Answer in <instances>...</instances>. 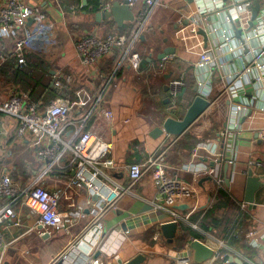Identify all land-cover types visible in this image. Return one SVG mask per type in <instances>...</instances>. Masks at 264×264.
<instances>
[{
    "label": "crops",
    "instance_id": "crops-1",
    "mask_svg": "<svg viewBox=\"0 0 264 264\" xmlns=\"http://www.w3.org/2000/svg\"><path fill=\"white\" fill-rule=\"evenodd\" d=\"M187 1L190 2L188 7L176 10ZM30 2L41 5L55 22L56 41L60 46L58 48L56 44V48H49L46 53L32 55L51 67L53 79L56 74L73 78L70 85L58 87L68 88L70 100H78L76 92L83 88L93 99L82 109L87 115L75 122L84 130L101 135L110 145L109 157L116 165L114 169H108V177L101 176L100 181L111 189H126L130 186L129 165L143 164L165 150L167 175L194 185L197 192L192 210L176 211L175 216L159 207L163 200L157 196L151 175H146L103 217L99 247L94 257L109 264H128L139 256L144 257L142 264H177V252L195 239L191 235V232H195L203 237L198 239L200 241L207 242L214 237L224 242L221 251L226 254L225 262L220 260L205 264H237L230 261L231 257L239 258L243 264H264V188L256 194L254 209L249 204L246 210L241 209V204L246 203L247 172L253 170L257 176H264V113L254 111L241 120V132L225 141L219 136V131L227 125L230 107L229 102L222 100L211 106L182 137L151 136V132L161 127L166 118L173 116L181 119L198 95V91H195L199 75L196 64L206 48L205 37L194 35L190 27L181 28L178 24L182 14L193 16L194 4L191 5L189 0H160L151 25L156 40L149 41L145 36L140 39L137 49L139 46L142 68L140 72H135L123 61L121 50H116L93 67L84 66L77 55L74 39L83 32L74 35L69 29L70 25L77 28L79 25L90 26V32L101 37L112 27H115V33L128 35L132 32L134 23L124 22L120 26L114 18L97 19V14L105 13L112 7L109 0H102L94 13L82 10L87 5L82 0ZM62 2L67 4L62 5ZM171 49L175 52L161 60L160 55ZM183 75L186 90L177 109L184 111L180 116L170 110L171 100L165 87L170 80ZM223 89L222 81H215L211 99L219 96ZM246 91L248 95L244 99L249 101L253 95L252 86L246 87ZM106 112H111L113 118H107ZM15 128L14 120L0 115V177L10 174L21 189H28L37 183L50 190H61L62 209L74 215L80 214V219L69 234H43L44 230L37 225L36 217L20 202H15L13 207L20 225L1 230L5 247L0 250V264H53L66 250L67 257L56 264H89L78 254L80 251L86 254L88 248L84 243L78 245L77 238L82 236L92 219L88 208L93 205L101 207L100 196L92 188L68 187V181L74 177L71 167L45 174L46 165L35 158L39 146L29 142L20 143ZM74 129L68 128L64 137L66 141ZM201 143L206 148L194 157L192 153ZM70 157L71 153L68 152L64 166ZM251 161L261 162L262 165L249 169ZM94 197H97L94 204H88L90 198ZM225 198H228L226 205ZM3 203L0 200V208L7 202ZM214 208L215 215L220 218L230 212L234 219L241 214L246 215L239 230L243 244L236 247L229 245L226 235L222 234L223 230L217 235L212 224L204 222L209 231L203 228V219ZM174 221L179 224L178 234L169 242L161 226ZM251 230L258 231V247L248 244L246 235Z\"/></svg>",
    "mask_w": 264,
    "mask_h": 264
},
{
    "label": "built area",
    "instance_id": "built-area-1",
    "mask_svg": "<svg viewBox=\"0 0 264 264\" xmlns=\"http://www.w3.org/2000/svg\"><path fill=\"white\" fill-rule=\"evenodd\" d=\"M109 1L138 7L134 22L138 25L137 31L130 38L117 34L101 37L96 33H83L74 39L77 55L84 66L93 67L116 50H121L123 61L135 72H140L142 57L137 51L136 42L143 37L146 30L152 31L149 22L153 19L160 0ZM256 2H259L260 7L253 18ZM189 3L185 2L176 10L188 7ZM192 3L193 16L182 14L178 24L181 28L190 27L194 35L205 37L206 48L201 52L196 64V70L199 72L198 95L211 101L212 106L222 100L229 102L227 125L219 131V136L227 141L241 132V120L249 117L254 111L264 113V0H192L191 5ZM0 39L5 44H13V49L8 50L6 56L15 57L21 67L26 65L27 54L46 53L49 48H56V44L60 48L56 41L55 22L49 18L41 5L31 3L30 0H0ZM6 56H0V67ZM217 80L222 81L224 89L213 100L212 86ZM72 81L71 76L54 75V85L59 88L64 84L70 85ZM248 86L253 89L249 101L244 99L248 95ZM168 88L170 110H177L186 90L185 76L170 80ZM86 91L87 89L83 88L76 92L78 100L55 98L42 108L30 101L29 93L17 91L16 88H10L4 93L0 86V115L15 121V134L20 143L29 142L39 146L35 158L39 163L46 165L45 174L71 167L74 177L68 181L67 186L92 188L96 195L100 196L98 199L101 207L93 205V198L88 201V204L93 205L88 208L92 219L82 236L77 238L78 245L84 243L88 252L83 254L80 251L78 254L89 264H109L94 257L99 247L101 221L105 214L116 206V202L146 175H151L157 196L163 200L159 207L175 216L176 211H181L176 209V206L187 205L189 209L186 211L192 210L197 192L194 185L167 175L165 150L143 164L129 165L128 188L111 189L104 185L100 177H108L106 171L114 169L116 165L109 157L110 145L101 135L84 130L75 122L77 113L93 100ZM105 116L113 118L111 112H106ZM70 127L75 129L66 141L64 137ZM203 148H206V145L199 144L192 155L198 156ZM68 152L71 157L64 166ZM248 165L251 169L253 166H261L262 163L251 161ZM62 196L61 190H50L37 183L28 189H21L9 174L2 175L0 200L7 203L0 208V250L5 247L1 230L11 225H20L17 211L13 207L15 202H20L23 208L36 217L37 225L44 230L43 234H69L77 225L80 214L74 215L71 211L63 210L60 204ZM247 208L248 204H241L243 211ZM246 237L249 245L258 247L257 230H251ZM204 243L214 251L210 263L220 260L225 262L226 254L221 251L224 242L210 237ZM66 257L67 250L54 260L53 264ZM192 260L193 252L189 245L178 251L175 257L177 264H193Z\"/></svg>",
    "mask_w": 264,
    "mask_h": 264
},
{
    "label": "trees",
    "instance_id": "trees-1",
    "mask_svg": "<svg viewBox=\"0 0 264 264\" xmlns=\"http://www.w3.org/2000/svg\"><path fill=\"white\" fill-rule=\"evenodd\" d=\"M78 1V0H77ZM102 0H87V5L82 8L86 13H94L100 7ZM67 2H62V5H66ZM134 26V25H133ZM4 43L0 39V56L5 55L8 52L7 48L2 44ZM26 67L18 66L17 59L10 55L6 56L5 62L0 67V79L5 84L13 85V88H23V90L29 93V99L31 102L40 105V107H45L55 98H70L68 88L59 89L54 85L53 75L51 74V67L42 62L39 58L32 54L26 55ZM19 87V88H18ZM176 115L182 116L184 111H177ZM87 114L80 111L75 120L82 119ZM225 195V194H224ZM228 198H225V205ZM7 202V201H5ZM4 202V203H5ZM3 203V204H4ZM223 206V205H222ZM237 209V207L235 208ZM215 208L211 210L208 215L205 216L203 222L212 224L215 229L214 232L217 235L223 230L222 234L226 235V240L231 246H238L244 243L242 237L239 236V230L242 226L243 218L245 214H241L238 218L234 219L233 213L227 214L224 217H217L215 215ZM233 224V228L229 229V226ZM205 230L209 231L206 223L202 224ZM219 230V232H217ZM191 235L195 239H202L203 237L198 233L191 232Z\"/></svg>",
    "mask_w": 264,
    "mask_h": 264
},
{
    "label": "water",
    "instance_id": "water-1",
    "mask_svg": "<svg viewBox=\"0 0 264 264\" xmlns=\"http://www.w3.org/2000/svg\"><path fill=\"white\" fill-rule=\"evenodd\" d=\"M84 5H86L87 0H82ZM192 1V0H189ZM259 2H256L253 18L256 17L259 11ZM138 7H129L126 3H121L115 1L112 4L110 10L105 13L97 14V19L99 17L103 18L104 20L114 18V20L122 26L124 22H135V11ZM31 24V22H30ZM239 36V33L237 34ZM175 50H166L164 53L160 55L161 60H165L168 56H171ZM165 90L168 91V86L165 87ZM195 91L197 92L198 89L196 88ZM170 102V100H169ZM212 102L197 95L194 101L190 104L187 108L185 115L181 119H177L173 116L166 118L163 125L161 127L155 128L151 132V136L153 138H159L162 135H170L175 137H182L185 135L193 125L211 108ZM176 113V110H173V114ZM227 184H230L229 179L226 180ZM264 188V176H257L253 170H250L246 177V186H245V195L244 201L249 204L251 209L256 207V194L257 192ZM94 200H97V197H94ZM176 209L181 211L188 210L187 205H179L176 206ZM179 224L178 222H169L161 226V230L164 236L172 242L173 238L178 234ZM190 249L193 252V264H205L212 260L214 256V251L212 248L207 246L204 242L194 239L189 244ZM144 257L139 256L129 262L128 264H142ZM230 261L237 264H243V262L239 258L231 257Z\"/></svg>",
    "mask_w": 264,
    "mask_h": 264
},
{
    "label": "rangeland",
    "instance_id": "rangeland-1",
    "mask_svg": "<svg viewBox=\"0 0 264 264\" xmlns=\"http://www.w3.org/2000/svg\"><path fill=\"white\" fill-rule=\"evenodd\" d=\"M109 3L110 4H113V3H111L110 1H109ZM51 12V11H50ZM49 12V13H50ZM74 15H76V13L74 14ZM74 21V20H73ZM153 24V22H152V20H150V22H149V25H152ZM75 25V24H74ZM69 29H71L72 30V33L74 34V35H77V34H79V33H92V32H90L92 29L90 28V26L88 27L87 25L85 26V25H79L78 26V28H77V26H73V25H70V28ZM137 29H138V25L136 24H134V27H133V30H132V32L130 33V34H128V35H126V34H120V33H115V27H112L110 30H108L105 34L106 35H108V34H117V35H125V36H127L128 38H130V37H132L133 36V34L137 31ZM88 31V32H87ZM153 31V30H152ZM152 31H149V30H146L144 33H143V37L145 36V37H147V39L149 40V41H152V40H156V38H154V33L152 32ZM106 35H104V37L106 36ZM141 39V38H140ZM140 39L136 42V47H137V45L139 44V41H140ZM4 46H5V48H7V50H9V51H11L13 48V44L12 43H2ZM138 49H139V46H138ZM138 49H137V51H138ZM139 52V51H138ZM140 54V53H139ZM140 56H141V54H140ZM27 64V63H26ZM24 67H26V65L24 66ZM0 86H1V88H2V90H3V92L5 93L8 89H10V88H13V85H11V84H5L3 81H2V79H0ZM19 88V87H18ZM17 89V88H16ZM17 91H22V92H25L24 90H23V88H20V90H18L17 89ZM179 109V108H178ZM10 175V174H9ZM12 177V176H11ZM13 179V178H12Z\"/></svg>",
    "mask_w": 264,
    "mask_h": 264
}]
</instances>
